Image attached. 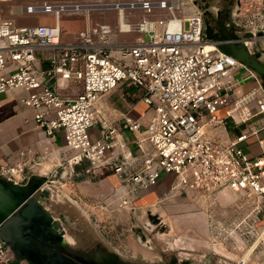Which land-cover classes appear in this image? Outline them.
<instances>
[{
  "label": "built area",
  "instance_id": "obj_1",
  "mask_svg": "<svg viewBox=\"0 0 264 264\" xmlns=\"http://www.w3.org/2000/svg\"><path fill=\"white\" fill-rule=\"evenodd\" d=\"M87 6L45 2L23 7V15L53 14V24L19 26L0 17V96L10 90L27 93L21 103L36 111V123L51 137L63 131L73 153L69 166L88 163L87 173L109 167L121 182V207L168 174L175 179L172 194L212 200L235 192L264 205V139L259 141L262 153L251 157L244 148L250 130L228 142L209 132L225 123L219 118L225 107L237 125L264 114V95L253 99L257 113L250 96L230 104L231 73L242 65L207 38L193 2L196 10L188 14H179L187 6L183 0L114 2L109 9L117 11L116 24L93 23ZM69 11H87L86 24L74 42L63 43L60 16ZM239 25L254 37L264 35L263 16ZM120 35L134 38L113 41ZM39 50L52 52L46 69L38 66ZM70 83L81 85L73 98L61 94ZM126 84L142 91L154 114L146 124L127 117L117 128L100 116L98 103ZM95 127L100 138L94 141L89 131ZM123 132L134 138L120 141ZM0 176L16 185L31 178L23 161L1 166ZM15 259L0 240V264Z\"/></svg>",
  "mask_w": 264,
  "mask_h": 264
},
{
  "label": "crops",
  "instance_id": "obj_2",
  "mask_svg": "<svg viewBox=\"0 0 264 264\" xmlns=\"http://www.w3.org/2000/svg\"><path fill=\"white\" fill-rule=\"evenodd\" d=\"M241 7L243 6L239 7L237 15H244V8ZM195 10V8L192 9V11ZM79 32L72 37L71 35L62 36L61 42H74ZM117 40H121L120 36L113 38V41ZM256 40L258 42V39ZM252 46L253 43L248 45L251 52H255ZM51 54L52 52L39 50L36 56L38 66L43 69L48 68V58ZM114 55L118 57L117 53ZM231 74L234 78V85L229 93L230 104L250 96L251 108L257 113V106L253 99L264 95L258 79L242 66L234 69ZM80 93L81 85L78 83H70L68 87H63L61 90L63 96L71 98ZM26 95L27 93L21 90H10L0 96V167L23 161L31 176L46 177L51 188H59V185L67 200L73 204L84 220L91 224L97 236L101 237L100 233L103 235L102 241L99 240L104 247L116 253H122V250L129 253L141 252L138 247L135 249L125 244L128 238L131 239V235L127 237V233L132 231V223L143 222L148 213L156 212L159 215L160 213L154 210L164 202L184 201L192 197L191 193L172 194L171 188L175 179L173 175L168 174L164 175L156 186L129 197L128 206H119L121 199L117 195L122 191L119 177L109 167L87 173L88 163L69 166L67 161L73 153L66 147L63 131H57L54 137L49 136L46 129L36 123V111L21 103V99ZM142 96L143 93L139 89L127 84L122 85L100 99L98 103L100 116L108 119L117 128L121 127L123 119L127 117L146 124L150 119L149 115L153 116L154 111L145 104ZM228 108L225 107L219 111V118L225 120V123L210 129V134L228 142L244 130H250L249 139L244 143L245 151L251 157L259 156L262 153L259 141L264 139V114H258L247 124L237 125L232 118H227ZM121 134L120 141L122 139L131 141L134 138L131 132ZM91 136L94 141L100 138L99 127L91 129ZM118 215H126L128 220L123 219L124 221L120 222ZM115 222L120 224L117 232H115L117 230L115 227H112L114 231L110 229L111 224ZM99 228H102L101 232ZM122 238L125 240L124 243ZM121 241L122 244L117 246ZM12 264L28 263L15 259Z\"/></svg>",
  "mask_w": 264,
  "mask_h": 264
},
{
  "label": "rangeland",
  "instance_id": "obj_3",
  "mask_svg": "<svg viewBox=\"0 0 264 264\" xmlns=\"http://www.w3.org/2000/svg\"><path fill=\"white\" fill-rule=\"evenodd\" d=\"M128 1L133 0L0 1V17L2 19H15L16 24L19 26L53 24L55 22L53 14L23 15V7L27 4L39 5L45 2L53 5L78 3L90 6L86 8H90L93 23L109 22L116 24V10L109 9L110 7L94 6L112 5L114 2ZM183 1L187 2V6L179 14L191 13L192 0ZM206 1L211 6L218 7L222 6L225 3L224 1L231 0ZM232 1L236 4L238 3L239 6H243L241 8H244V15L238 14L236 17L238 24H245V20L251 19L254 15L264 17V0ZM198 3L201 4V0H198ZM86 13L87 11L61 13L60 22L64 29L62 36L71 35L72 37L75 33L84 29ZM158 15L164 16L165 13L163 12ZM244 31L246 33L247 29H244ZM132 38H134L133 35H120L121 40H130ZM256 39H258V42ZM252 48H254L255 52L264 53V35L254 37ZM149 117L151 118L152 115H149ZM89 132L91 134V130ZM58 187L56 189L53 188V190L59 192L57 194L60 201L69 205L71 210L76 213L75 207L67 200L62 188L59 185ZM154 211H158L160 213H158L159 216L164 220L165 232L160 235L159 240L152 237V245L150 246H144L133 231L127 233V237L131 235V239L128 238L125 244L135 249L138 247L139 251H141L139 253L137 251H133V253L124 251V253L120 247H117L119 250H122V253L119 254L126 257L128 261L135 260L146 264H156L162 259L156 251L166 249L165 258L171 254H175L182 256L183 259L197 261L201 264L205 261L210 262V264H264V205L257 198L235 192L222 193L212 200L192 195L191 198H186L184 201L174 200L172 202H164ZM155 214L157 213L155 212ZM117 218L120 219V222L123 219L128 220L126 215H118ZM87 223L81 224L94 235L96 241L99 243L104 238L102 237L103 235L100 233L101 237L97 236L93 229L90 228L91 224L88 223V225ZM118 225L120 226V224L115 222L111 224L110 229L113 230L112 227L117 229ZM98 230L101 232L102 228ZM70 239L74 242L72 238ZM122 241L124 243V238H122ZM122 241L117 246H120ZM138 257L146 260L139 261Z\"/></svg>",
  "mask_w": 264,
  "mask_h": 264
},
{
  "label": "water",
  "instance_id": "obj_4",
  "mask_svg": "<svg viewBox=\"0 0 264 264\" xmlns=\"http://www.w3.org/2000/svg\"><path fill=\"white\" fill-rule=\"evenodd\" d=\"M213 8L217 13L218 8ZM211 24L212 21L205 25L207 38L220 53L251 71L264 92V53H252L248 47L254 43V34L246 31L244 35H232L221 30L219 36L212 37ZM50 188L49 180L43 176L32 175L25 185L13 184L0 176V240L17 260L28 264H129L121 261L118 254H106L103 249L90 256L75 252L64 226L66 218H55L43 201Z\"/></svg>",
  "mask_w": 264,
  "mask_h": 264
},
{
  "label": "flooded vegetation",
  "instance_id": "obj_5",
  "mask_svg": "<svg viewBox=\"0 0 264 264\" xmlns=\"http://www.w3.org/2000/svg\"><path fill=\"white\" fill-rule=\"evenodd\" d=\"M195 8L202 13L204 18V23H209L212 21V37L220 35V31L224 30L228 34H239L244 35L245 31L238 22L236 21L237 12L239 11V4L231 1H224L225 3L222 6H218L217 13L214 12V6H211L210 3H207L206 0H201V4L198 3V0H192ZM237 5V6H236ZM235 25V26H234ZM256 53V52H252ZM43 201L46 204L45 206L50 209L51 214L58 218L63 217L69 218V221L64 224L67 233L70 238L73 239L72 242L73 250L83 256H90L91 253L97 252L100 249H103L106 254H118L121 261L127 262L129 264H146L138 261H128L126 257H123L119 253H116L106 247H104L101 242H97L94 235H92L85 226L81 223H87L83 216L75 210L73 212L69 205L60 201L59 195L53 188H50V194L48 197H43ZM72 206V205H71ZM76 209V208H75ZM66 220V219H65ZM88 224V223H87ZM140 224V225H139ZM139 224L135 222L132 223L131 229L137 235L139 241L144 246L152 245V237H155L159 240L161 234L165 232V224L162 217L157 214L148 213L145 220ZM89 225V224H88ZM91 228V227H90ZM92 231V229H91ZM162 259L156 264H201L197 261H190L183 259L182 256L171 254L169 257L165 258L167 253L166 249L156 251ZM140 256V255H139ZM135 258V257H132ZM138 260H146L142 257H138ZM202 264H210V262L205 261Z\"/></svg>",
  "mask_w": 264,
  "mask_h": 264
},
{
  "label": "bare ground",
  "instance_id": "obj_6",
  "mask_svg": "<svg viewBox=\"0 0 264 264\" xmlns=\"http://www.w3.org/2000/svg\"><path fill=\"white\" fill-rule=\"evenodd\" d=\"M86 10H88V9H90V8H85ZM46 208H48V207H46ZM66 220L68 221V222H70L69 221V218H66ZM71 223V222H70Z\"/></svg>",
  "mask_w": 264,
  "mask_h": 264
}]
</instances>
